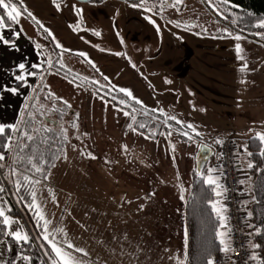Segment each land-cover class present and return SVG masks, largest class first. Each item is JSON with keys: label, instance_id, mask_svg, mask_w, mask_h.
Returning <instances> with one entry per match:
<instances>
[{"label": "rangeland", "instance_id": "1", "mask_svg": "<svg viewBox=\"0 0 264 264\" xmlns=\"http://www.w3.org/2000/svg\"><path fill=\"white\" fill-rule=\"evenodd\" d=\"M13 3L21 16L12 23L37 39L50 55L46 72L56 76L45 77L36 91L31 111L41 118L32 126H49L43 117H60L66 136L47 179L34 190L50 246L61 248L75 264H183L184 198L200 149L212 150L206 166L215 168L216 141L231 138L241 185L247 184L249 151L244 148L264 133V28L255 39L246 37L202 0H182L163 10L151 0ZM244 63L247 69L241 72ZM119 89L131 91L142 105L124 99ZM3 153L0 177L5 187L12 186L17 179L7 173L12 151ZM24 222L32 237L30 223ZM8 253V241L1 239V264ZM54 256L45 255V262L60 264Z\"/></svg>", "mask_w": 264, "mask_h": 264}, {"label": "trees", "instance_id": "2", "mask_svg": "<svg viewBox=\"0 0 264 264\" xmlns=\"http://www.w3.org/2000/svg\"><path fill=\"white\" fill-rule=\"evenodd\" d=\"M202 2L209 10L215 12L217 15L220 14L222 21L228 23L234 30L246 37L255 39V33L261 30L256 25L264 20V0H230L227 4L223 3V0H215V3L213 0H202ZM3 13L4 10L0 9V14ZM5 22L7 25L13 24L12 21L7 20L6 16ZM44 80L45 77L41 82H44ZM41 82L30 97L32 100H28L21 118V120L23 119L26 122L31 120V126L34 122L37 124L38 118H41L38 113L37 118L33 116L34 112L32 113L36 91L41 86ZM121 95L124 99H128L123 93ZM68 108L71 110L70 107ZM43 119L49 125L47 127L50 131L44 134L43 137L40 135L36 136V142L32 144V148L35 150L34 159L40 161L42 173L27 171L30 165L27 164L26 160L23 163H14L13 152L7 173L11 172V168L15 167L23 175L34 178V180L45 179L47 171L53 167L56 159L62 152L65 136L61 133L59 127L61 122L60 117L54 121L49 117H43ZM18 125L24 127L20 123ZM246 147L247 151L251 153V155H248V161L253 165L252 168H248L250 178L246 181V186L242 187L244 193L242 211L244 213L246 233L250 247L249 264H264V155L261 154L264 152V146L256 137H253L248 140ZM0 151L5 152L2 141H0ZM206 170V162L200 164L196 162L192 185L185 200L184 212L187 230V249L184 264H207V260L222 252L220 250L222 245L219 243V237L216 235V232L220 230L218 228L219 221L210 205V201H215L217 196L201 178L207 175ZM23 175H17V179L15 180H19L23 184L19 192L16 191L14 183L12 186L8 183L6 188L0 177V185L4 187L5 192L11 194L14 201L11 214H21L30 223L29 228L32 234L29 243H18L7 236L6 226L0 224V240L6 239L9 244L6 264H14L19 254L27 255L30 259V264H47L42 253L50 257V259H53L55 256L48 240L45 241L43 239L46 235L44 223L37 217L36 208L32 207L34 204L32 192H34L37 184L25 183ZM241 181L242 179L240 178V183ZM257 244L260 247H253ZM252 256H256L257 259L253 260Z\"/></svg>", "mask_w": 264, "mask_h": 264}, {"label": "snow or ice", "instance_id": "3", "mask_svg": "<svg viewBox=\"0 0 264 264\" xmlns=\"http://www.w3.org/2000/svg\"><path fill=\"white\" fill-rule=\"evenodd\" d=\"M53 2L55 3V0H53ZM142 2H146V0H142ZM230 0H223V3H229ZM182 3V0H175V3L172 4V7H175L177 4ZM133 6H138V5H133ZM57 8H59V5L57 4ZM0 9L4 10L3 14H0V29H3L6 27L5 24V16L7 18V20L13 21V22H18V17L21 16V11L20 9L13 3V0H0ZM145 11H152V9L146 8ZM219 14V13H218ZM29 17H32V13H28ZM33 19H35V17H32ZM37 24H39L40 22L38 20L35 21ZM150 23L155 24L154 21H152L151 19H149ZM41 27H43V25H40ZM178 26V25H177ZM259 28H264V20H262L258 25H256ZM45 32H48V35H52L51 32L48 31V29H44ZM75 30V29H74ZM157 31H159V27L157 26ZM97 35H99V33H96ZM227 35L231 36V33H227ZM235 40H240L241 36L236 35L234 37ZM0 41H3L4 43H8L7 40H5L4 36L2 34H0ZM57 48H60L61 45L57 44L56 45ZM235 51L238 55V58L241 60H244V57L242 55H240V53L242 52L241 46L240 44H236L235 45ZM79 55L81 56H85V53H79ZM116 55H120V53H116ZM89 63H91V61H89ZM49 67H51V63H49ZM61 67H63V65L61 64ZM93 67H95V65L93 64ZM20 68L23 69L24 65H20ZM247 69V63H244L241 68L240 71L243 72ZM18 79L23 80L24 78L18 77ZM105 79H107V77H105ZM243 82V81H242ZM93 83H96L95 81ZM15 91V90H13ZM120 92H122L126 97H128L130 100H133L136 104H141L142 102L139 99H136L132 92L126 89H119ZM51 95V94H50ZM60 99V98H57ZM115 99V98H114ZM65 105H67L68 107H71V105L67 104V101H62ZM120 104H124L125 101L121 100L119 101ZM53 111H56V109H53ZM161 114H163L161 112ZM124 115L129 116L130 113L129 112H125ZM167 119L170 120H175V117H168ZM132 120L133 122H135V117L132 116ZM176 123L178 124H182L181 121L176 120ZM21 125H24V127H20L19 125H4V124H0V141H2L3 144V149L5 151H12L13 152V156H14V163H23L25 160L27 161V164L30 165V168L27 169V171H33L34 173H42V168L40 167V161L35 160L34 156H35V150L32 148V144H34L36 142V136L39 135V133L41 131L43 132H49L50 129L47 126H42L40 128H34L31 126V120H29L28 122L24 121L23 119L20 121ZM75 127V125H73ZM183 126V124H182ZM129 127H132V125H129ZM139 128H145L144 124H139ZM187 128L192 129L193 132H195V128L192 124H188ZM136 129H133V131H135ZM15 134V135H13ZM196 135H200L198 132L195 133ZM168 135H171V132L168 133ZM182 135L188 136L187 132L182 133ZM66 138V136H65ZM146 138H150V137H146ZM191 136H188V139H191ZM256 138L260 141L261 144H264V133H257ZM41 143H43V141H41ZM217 144L221 143L220 140L216 141ZM173 151L175 150L174 146H173ZM244 151H247V147L245 146ZM262 155H264V152L261 153ZM248 155H251V153H248ZM91 158H95V157H91ZM6 160V156L4 155V153L2 151H0V162H3ZM4 164L0 163V168H3ZM249 168H252L253 165L251 163L248 164ZM217 169L215 168H209L207 169V173L208 175L206 176H202V180L204 181V183H206L211 189L212 191L215 193V195L217 197H221L223 195V190H222V186L218 183V178H215L211 175V173L216 172ZM10 175L15 177L17 175H23V173L20 172V170L18 168H11V172ZM45 179H47V177H45ZM23 181L25 183L28 184H39L40 181L39 180H34V178H31L27 175H23ZM241 183H243L241 181ZM14 186L16 188V191L19 192L20 189L23 187V184L17 180L14 182ZM5 189L3 186H0V193H4ZM32 197H33V201L35 200V192H32ZM181 199H183V197H181ZM210 205L212 208V211L216 214L217 220L219 221V225L218 228L220 230H218L216 232L217 237H219V243L222 245L221 247V251L224 253H228L230 252L232 249L228 243V225L226 223V217L224 215V213L227 211L226 207H224L221 202L219 200H215V201H210ZM32 207H38L35 204L32 205ZM38 216L40 219H43V216L41 214L38 213ZM13 223V221L5 214V210L3 207H0V224H3L4 226H6L8 228V235H10L12 237L13 240H15L16 242H23V243H29V237L26 233H23L22 230H14L11 228V224ZM45 230H46V225H45ZM45 241L48 240V236L45 235L43 238ZM185 239L187 242V232H185ZM52 250L53 252L56 253V256L60 258V264H75V262L71 259V257L64 253L62 251L61 248L57 247L55 244H51ZM68 248H72L73 245L69 244L67 245ZM253 247L258 248L260 247V245H254ZM253 260H256L257 257L256 256H252L251 257ZM23 260L27 261L29 258L28 257H23ZM207 264H214V261L209 259L207 260Z\"/></svg>", "mask_w": 264, "mask_h": 264}, {"label": "crops", "instance_id": "4", "mask_svg": "<svg viewBox=\"0 0 264 264\" xmlns=\"http://www.w3.org/2000/svg\"><path fill=\"white\" fill-rule=\"evenodd\" d=\"M0 34L8 41V43L0 41V124L18 125L28 100L37 89L42 79L44 77L56 76L46 72L51 62L49 58L50 55L45 53L44 48H41L37 39L35 40L31 37L29 32L25 33L17 24H6L5 28L0 29ZM42 41L44 43L46 42L45 39ZM20 65H24V68L21 69ZM21 76L24 78L23 80L18 79V77ZM248 168L247 166V171L244 172L245 175L243 179L246 178L248 180V178H250L248 177ZM212 176L218 178V183L220 184L218 172L213 173ZM187 196L184 198V206ZM215 200H219L223 205V195L221 197H216ZM12 206L13 201L10 195L7 192L0 193V207L4 208L5 214L13 221L11 228L14 230H22V232L25 233L22 226V224H25L24 219L21 215L11 214ZM183 220L185 224L184 210ZM25 226L27 225L25 224ZM6 231L8 234L7 227ZM8 236L11 237L10 235ZM30 237L29 235V241ZM142 241L143 240H141V242ZM152 241L156 243V238L152 239ZM185 244L184 263L187 242ZM25 256V254H19L14 264H30V259L27 261L22 259ZM121 258L125 263L123 257ZM148 264H151V262L149 261Z\"/></svg>", "mask_w": 264, "mask_h": 264}, {"label": "built area", "instance_id": "5", "mask_svg": "<svg viewBox=\"0 0 264 264\" xmlns=\"http://www.w3.org/2000/svg\"><path fill=\"white\" fill-rule=\"evenodd\" d=\"M215 163L223 190L224 213L228 225V240L231 251L221 252L212 257L214 264H249V239L246 233L244 213L242 211L243 188L240 183V170L236 160V146L231 138L222 140L217 150ZM43 258L47 262L45 255Z\"/></svg>", "mask_w": 264, "mask_h": 264}, {"label": "water", "instance_id": "6", "mask_svg": "<svg viewBox=\"0 0 264 264\" xmlns=\"http://www.w3.org/2000/svg\"><path fill=\"white\" fill-rule=\"evenodd\" d=\"M78 2H82V3H86V2H91L93 0H76ZM118 1H132V0H118ZM212 154V150L208 147H202L200 149V157L198 159V163H202V162H206L209 157L211 156Z\"/></svg>", "mask_w": 264, "mask_h": 264}, {"label": "flooded vegetation", "instance_id": "7", "mask_svg": "<svg viewBox=\"0 0 264 264\" xmlns=\"http://www.w3.org/2000/svg\"><path fill=\"white\" fill-rule=\"evenodd\" d=\"M140 1L141 0H132V2H140ZM151 1H155L158 4V5H154L156 10L167 9L171 7L172 4L175 3V0H151Z\"/></svg>", "mask_w": 264, "mask_h": 264}]
</instances>
